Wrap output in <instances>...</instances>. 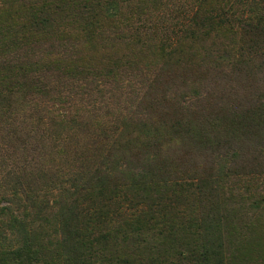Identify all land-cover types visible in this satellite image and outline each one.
<instances>
[{"label":"rangeland","instance_id":"1","mask_svg":"<svg viewBox=\"0 0 264 264\" xmlns=\"http://www.w3.org/2000/svg\"><path fill=\"white\" fill-rule=\"evenodd\" d=\"M43 1L0 0V162L15 172L0 179V206L19 182V198L50 187L38 217L50 225L26 212L32 261L67 264L62 209L77 187L107 205L101 261L195 264L190 251L207 249L225 264H264V65L214 75L212 62L189 88L183 71L170 78L161 43L176 47L196 0H47L50 31L28 43ZM10 222L0 215V264H19L5 259L23 241Z\"/></svg>","mask_w":264,"mask_h":264},{"label":"trees","instance_id":"2","mask_svg":"<svg viewBox=\"0 0 264 264\" xmlns=\"http://www.w3.org/2000/svg\"><path fill=\"white\" fill-rule=\"evenodd\" d=\"M81 1H83V9H92L91 1ZM133 1L129 0V2ZM196 3L198 10L179 29L180 38L176 41V47H170L167 51V46L163 41L161 48L159 47L160 52L164 54L163 60L167 61L166 66L170 78L172 73H176L177 69L183 71L184 77L180 84H186L189 88V76L203 75V77H206L209 71L208 67L212 62L215 64V66L210 65L213 67L211 71L214 75L216 73L220 74L219 72L224 67L228 68L230 72L237 71V75H239L242 69L240 66L242 65H244L243 69L245 65L254 64L255 61H258L257 65L259 67L264 65V0H196ZM132 8L134 11L139 12L138 4L132 3ZM251 8H254V10L251 11ZM245 12L246 15H244ZM34 13L28 23L30 28H26L30 31L29 36L23 35L21 37L22 40L28 43L33 40L32 34L50 31V3L44 0L43 4L38 5L34 10ZM115 16L117 17V15H114L112 18ZM12 30L10 27L7 31L11 32ZM13 35L16 40H19L17 32H14ZM28 43L22 44L27 45ZM140 45L148 46L147 43H140ZM212 57L214 58L212 59ZM215 69H219V72H216ZM191 80L195 81V79ZM157 82L158 79H154L151 81V85ZM200 88L204 89V87ZM10 171H12V168L8 162L1 161L0 179L5 180L7 177L15 175V172L10 173ZM19 186L20 182L18 185H14L10 193L12 198L7 201V204L0 206V215L8 216L11 219V222L5 226L10 231L23 232V241L14 252L6 253L5 259L13 258L19 264L24 262L25 264H37V261H32L35 252L31 251L35 240L28 238L24 221L28 216V213H26L27 208L30 207L35 209L34 214L37 222H43L46 227L50 225L47 217L38 219L43 212L50 209V187L44 188L43 194L34 191L31 198L26 196L19 198L18 194H21L17 193L20 190ZM72 188L73 191L70 193L74 197L62 209L67 214L66 221L63 224L67 241L65 247L68 250L67 264H130L126 259L113 261L109 258L101 261L103 250L108 246L103 241V237L110 236V232L101 227L107 215V212L102 211V209L107 205L99 201L97 207H95L93 204L97 200L90 193H81L80 196H77L78 188ZM79 190L81 192L85 191L84 188ZM101 195H98L97 198ZM84 201L91 203L90 209L81 207ZM22 202L23 205H21ZM13 204H16V206H13ZM19 207L23 208L22 213L18 211ZM120 210L121 207L117 206L113 213H117L118 217H121ZM131 212H137V207L134 206ZM80 216L85 219L83 222H81ZM138 217L139 214L129 218V236L131 233L138 236L141 232V228L138 226ZM126 219L125 217L124 220ZM133 225H136V228L132 231L131 227ZM95 226H98V228ZM104 228L106 229L105 226ZM114 233L116 235L120 234V236L126 235L125 230L124 232L114 230ZM180 254L183 255V253ZM213 258H217V261L213 262ZM186 259L194 261L195 264H225L222 253L215 252V250L207 251V249H203L200 254L190 251Z\"/></svg>","mask_w":264,"mask_h":264}]
</instances>
